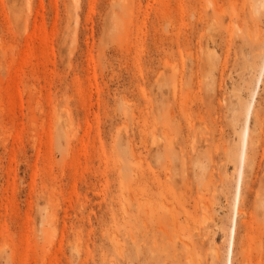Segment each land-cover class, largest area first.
Here are the masks:
<instances>
[{"label":"rangeland","instance_id":"1","mask_svg":"<svg viewBox=\"0 0 264 264\" xmlns=\"http://www.w3.org/2000/svg\"><path fill=\"white\" fill-rule=\"evenodd\" d=\"M0 264H264V0H0Z\"/></svg>","mask_w":264,"mask_h":264},{"label":"bare ground","instance_id":"2","mask_svg":"<svg viewBox=\"0 0 264 264\" xmlns=\"http://www.w3.org/2000/svg\"><path fill=\"white\" fill-rule=\"evenodd\" d=\"M236 204V203H235Z\"/></svg>","mask_w":264,"mask_h":264}]
</instances>
